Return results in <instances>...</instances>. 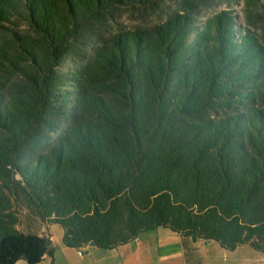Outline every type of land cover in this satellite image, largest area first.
Wrapping results in <instances>:
<instances>
[{"label": "trees", "instance_id": "16d2710c", "mask_svg": "<svg viewBox=\"0 0 264 264\" xmlns=\"http://www.w3.org/2000/svg\"><path fill=\"white\" fill-rule=\"evenodd\" d=\"M166 1L0 0V264L53 252L17 228L22 206L73 248L163 227L264 254V44L230 11L198 26L213 0L98 31Z\"/></svg>", "mask_w": 264, "mask_h": 264}, {"label": "crops", "instance_id": "0c3cea01", "mask_svg": "<svg viewBox=\"0 0 264 264\" xmlns=\"http://www.w3.org/2000/svg\"><path fill=\"white\" fill-rule=\"evenodd\" d=\"M36 234L49 235L53 252L35 264H264V254L247 245L229 251L214 241L195 240L163 227L109 249L68 247L57 223H42ZM14 264L28 263L19 259Z\"/></svg>", "mask_w": 264, "mask_h": 264}, {"label": "rangeland", "instance_id": "374dc122", "mask_svg": "<svg viewBox=\"0 0 264 264\" xmlns=\"http://www.w3.org/2000/svg\"><path fill=\"white\" fill-rule=\"evenodd\" d=\"M213 0L208 4H204L200 7L197 19V25L201 26L204 20L218 12L230 11L234 16L236 22V27L238 29L249 28V30L257 34L261 43L264 44V20L251 14L248 0ZM174 4L172 1L167 0L163 6L160 7L155 12L140 11L137 9L124 8L118 13L117 21L118 23H112V25H107L106 27H98L99 33H104L105 29L114 31L116 27L124 29H132L138 26H151L157 23L161 18L165 17V11L169 8H173ZM255 9V8H254ZM24 26L21 25V28ZM107 34V31L105 32ZM81 57L73 55L67 57L59 66V71L70 72L76 66L85 63L87 59V52L82 51L79 53ZM82 54V55H81ZM16 215L19 218L17 228L23 232H33L36 233L40 230L42 225V220L35 215V213L25 207H20Z\"/></svg>", "mask_w": 264, "mask_h": 264}, {"label": "water", "instance_id": "95a60500", "mask_svg": "<svg viewBox=\"0 0 264 264\" xmlns=\"http://www.w3.org/2000/svg\"><path fill=\"white\" fill-rule=\"evenodd\" d=\"M208 242H209V241H208ZM93 245H94V243H93V242H90V243H89V246H93Z\"/></svg>", "mask_w": 264, "mask_h": 264}]
</instances>
